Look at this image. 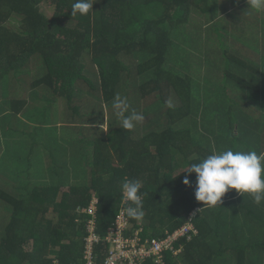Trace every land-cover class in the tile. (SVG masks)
<instances>
[{
  "label": "trees",
  "instance_id": "1",
  "mask_svg": "<svg viewBox=\"0 0 264 264\" xmlns=\"http://www.w3.org/2000/svg\"><path fill=\"white\" fill-rule=\"evenodd\" d=\"M42 1L45 0H0V81L23 69L34 71L35 65L45 67L44 76L34 81L28 77L31 100H13L11 110L20 115L40 101L38 112H55L63 117V123L70 124L60 126L67 129V134L57 135L55 141L50 137L49 126L23 124L40 128L28 133L30 141L37 133V144L57 152L61 160L47 153V157L41 155L38 159L32 142L25 138L24 142L11 135L3 140L4 147L0 142V177L21 182L16 193L0 189V200L11 208L0 244V264H54L55 259L60 264H80L86 217L79 209L87 207L93 195L99 198L98 232L104 236L120 210L125 180L140 181L141 191L148 194L143 197L144 217L139 221L130 218L133 231L143 229V238L167 237V233L180 229L196 211L193 224L198 234L191 240L183 237L175 242V248L182 251L176 256L167 253L164 264H264V203L257 205L250 194L242 196L231 189L219 205L204 204L195 198L196 174L184 172L188 171L184 170L186 167L210 154L228 149L237 151L233 144L246 138V134L237 137L233 134L234 126H229V137L225 126H220L225 132L224 143L230 147H220L216 152L210 139L203 141L202 132L196 136L191 128L182 127L195 109L193 78L170 65L180 52L174 41L175 30L203 27V32L209 29L223 32L224 28H210L212 22L220 21L213 7L225 10L221 13L228 16L238 4L245 5V0H95L93 11L87 16L74 17L71 9L75 0H53L57 11L52 19L42 12ZM193 12L208 23L193 24ZM62 18L77 21V28H66ZM14 21L18 24L14 25ZM228 38L242 47L228 48L231 45L228 39L211 33L203 39L205 43L197 54L206 72L212 73L216 64L225 61L237 69L226 72L225 78L261 95L264 31L251 46L245 42L253 35L246 41L243 37ZM244 43L249 51H239L238 48L245 47ZM194 50V46L187 50L188 55ZM86 57L95 66L100 101L105 107L113 105L123 87L137 81L139 85L134 92L138 100H152L167 108L166 126L149 130L137 139L134 129L125 131L121 124L115 125L117 116L111 119L102 113L96 122L91 114L88 121L78 123L74 116L85 117L86 108L97 95L87 80ZM211 73H206V79L216 87ZM87 87L89 91L84 94ZM205 88L211 92L207 82ZM79 92L83 95L77 105L74 98ZM218 98L212 99L216 109L221 108L217 107ZM168 100L176 101V105L168 108L165 103ZM28 142L31 155L26 157ZM256 142L262 145L258 154L264 153V137L258 136ZM10 155L19 160L30 157L28 163L32 166L22 177L12 176L4 168L2 162ZM121 164L123 169L119 170ZM35 171H43L40 174L44 176ZM31 177L45 178L31 183ZM185 177L191 186L183 183ZM29 241L31 249L26 247ZM105 250L104 243L96 247L97 264H104Z\"/></svg>",
  "mask_w": 264,
  "mask_h": 264
},
{
  "label": "rangeland",
  "instance_id": "2",
  "mask_svg": "<svg viewBox=\"0 0 264 264\" xmlns=\"http://www.w3.org/2000/svg\"><path fill=\"white\" fill-rule=\"evenodd\" d=\"M239 1L240 0H238V2ZM244 4L245 5L238 4V6L228 16H226L224 13H221L225 10H219V8L213 7L215 9V12L218 13L217 18H219L220 21L212 22L213 24L210 28H224L223 32L217 30L213 32L211 30L210 32V29L203 32V27H201V25H206V23H208L207 19L201 18L196 12H193V24L199 23L201 24V28H179L173 33L174 41L179 47L180 52L175 61L170 65L175 67V70H177V72L184 73L185 75L192 77L194 85L195 109L189 120L185 121L181 125L182 127L191 128L193 130V134L196 136H198L197 134H199V132H202L201 136H203V141H205L206 143V138L210 139L211 147L216 152L218 151V149H220V147H230V145H227L229 143H224V131L228 130L227 132H229V126H234L233 134L237 137H239L240 135L244 136L246 134V138H242L240 141L238 140V143L235 142L233 144V147H235L237 151H241L243 149V151L245 152L251 150H255L257 152L258 149L260 150L262 148L261 143H257L256 140L258 139V136L264 137V84L261 95L250 92L249 90H245L239 87L233 81L223 76L228 71L237 72L236 68L229 65L227 62L222 61V64H216V66H214L215 69L212 73L206 72V67L203 64V60L201 57H199L200 55L197 54V52L201 48V45L205 43L203 39H205L207 35L210 37V33L214 36H222L225 41H227L228 39V42L231 43L228 48L242 47L241 44L234 45L233 43H235L236 40H234L233 38H228L230 36L243 37L244 41H246L250 40V36L252 37L253 35V38L250 41L245 42L249 46L252 45V42L255 39L261 36L264 31V10L249 9L250 6L248 5L247 0H245ZM227 6H229V1ZM40 7L42 12L49 19H52L57 11V5L53 0L42 1ZM208 19L209 22H211V19L209 17ZM61 23L63 24V26L71 30H75L78 26L77 21L69 20L66 18H62ZM16 24H18V21H14V25ZM7 25L9 26V24ZM189 29L193 31L191 32ZM246 44L244 48H238L239 51H249ZM192 46H194L195 50L192 51V55H188L187 50L191 51ZM221 46H223V44ZM237 53L243 56L246 55L238 51ZM87 58L88 57H86L84 60L87 80L91 89L95 93H97V95L94 97L95 101L91 102L89 107L86 108V112H84V114H86L85 117L74 116L77 122L80 124L88 121L87 117L91 114L94 115V119L96 122L102 117V113L107 117L108 115L111 116V119L113 117H116L113 105L107 108L100 101V91L99 85L97 83V72L95 70L93 62ZM34 60L35 65L39 58ZM129 65L131 64L129 63ZM36 66L37 65H35L34 71L27 72L23 69L16 74H10L5 79L0 81V142H2V147H4L3 140L5 138L11 137V135H14L20 141L24 140L25 142L26 139L29 140V142H32V147H34L33 151H35V155L38 157V159H40L41 155L47 157V153L49 157L54 156V158L58 157V159L61 160V157L60 155L58 156L57 152L53 151L50 148H46L45 146L37 144V133H34V140L30 141V136L28 133L33 131H40V128L33 129L32 127H28L27 125L23 126V124L42 123L43 125L49 126L52 129L50 131V137L53 141H55L57 135L67 134V129L61 128L60 126L69 125L70 122L63 123V121L61 120L63 117H58L55 112H50L48 110L43 114L42 112H38L37 109L41 108L40 101L32 104L29 111L23 112L20 115H16L11 110V103L13 100H31V86L28 85V77L29 79L34 81L44 76L46 73L45 67ZM206 73L213 74L212 80L215 83L216 87H214L213 84L208 79H206ZM12 80H14L13 85L10 86ZM206 82L208 83L211 90V92L209 93L205 88ZM138 85L139 83H137V81H134L133 83H130V85H128L126 88L123 87L119 92V96H121L122 98L126 97L130 105L128 114H130L132 110H135L136 112L142 113L144 115L146 114V112H148L147 118L141 123H136L135 127L133 128L135 130L134 137L137 139L143 137L149 130L152 131L155 129H159L160 126H162L161 129L164 128L166 126L164 115L167 110L166 107L162 108L160 105H156V103L152 102V100H138L136 91L134 92V88L136 89ZM88 91V87L83 90L84 94H86ZM83 92H79L74 98V102L77 105H80L79 102L80 98L83 95ZM213 96L217 98L219 96L217 107L220 106L221 108L216 109V104H214V102L212 101ZM172 103L173 105H176V101ZM146 105L149 106L145 109ZM215 118H217V120L216 123L213 124L212 121ZM118 123L121 124L120 118L115 125H117ZM220 126H225V130L223 131L222 129H219ZM238 127H240V130H238ZM211 128L218 131L215 133L211 130ZM227 135L231 137L230 132ZM29 142L25 149L26 157L29 155V151L27 150L29 148ZM68 159L72 158L68 157ZM7 162L22 165L27 164L25 161L9 160L8 157L7 159L3 160V166H5ZM48 165L51 166L52 163H48ZM119 168V170H122L123 165L121 164ZM189 169V167H186L184 170ZM46 171L49 172L48 169ZM51 172L52 171H50V173ZM33 173L40 174L43 173V171H35ZM43 178L45 177H31L29 178V180L34 183H39ZM26 180L29 182L28 179ZM20 184V180H16V178L12 179L0 177V189L4 191L8 190L10 193H16L18 192L17 190ZM10 218L11 208L6 203L0 200V244ZM140 223L142 224V221H140ZM141 232L142 230H138L136 233L140 236ZM26 247L28 249H31V241L27 243Z\"/></svg>",
  "mask_w": 264,
  "mask_h": 264
},
{
  "label": "clouds",
  "instance_id": "3",
  "mask_svg": "<svg viewBox=\"0 0 264 264\" xmlns=\"http://www.w3.org/2000/svg\"><path fill=\"white\" fill-rule=\"evenodd\" d=\"M95 0H75L72 4L71 16L77 14L87 16L93 11ZM249 9L264 10V0H247ZM168 108H173L171 100L165 102ZM127 98L117 95L113 108L115 115L121 119V128L132 130L136 123L143 122L146 117L142 113L132 110L129 113ZM189 175L196 174L195 198L204 204L216 206L231 189L240 195L248 193L253 201L260 205L264 203V153L251 151L224 150L220 153L208 155L199 163H193L190 170L184 171ZM183 183L191 186V181L185 177ZM138 180H125L122 184V194L130 206L125 209L129 218L137 221L144 217V200L146 192L141 191Z\"/></svg>",
  "mask_w": 264,
  "mask_h": 264
},
{
  "label": "built area",
  "instance_id": "4",
  "mask_svg": "<svg viewBox=\"0 0 264 264\" xmlns=\"http://www.w3.org/2000/svg\"><path fill=\"white\" fill-rule=\"evenodd\" d=\"M99 198L93 195L87 207L79 209L80 214L86 217V237L84 239V251L80 264H97L96 247L104 243L106 258L104 264H164L167 253L174 256L182 250L175 248V242L187 237L191 240L198 234L193 224L196 211L189 215L186 223L172 234L167 233L165 238H143V229L133 231V225L127 217L125 209L130 202L122 199L120 210L109 226L106 234L102 236L98 232L97 211ZM142 230L140 236L137 231ZM54 264H60L58 260Z\"/></svg>",
  "mask_w": 264,
  "mask_h": 264
},
{
  "label": "crops",
  "instance_id": "5",
  "mask_svg": "<svg viewBox=\"0 0 264 264\" xmlns=\"http://www.w3.org/2000/svg\"><path fill=\"white\" fill-rule=\"evenodd\" d=\"M13 153H14V150H13ZM32 153V152H31ZM30 154V152H29ZM31 155V154H30ZM48 155V154H47ZM44 157V156H43ZM9 160H19L17 159L16 157L14 156H9ZM30 157L28 159H20L19 161H25L27 164L26 165H22V164H14L12 162H7L6 165L4 166V168L7 170V172L11 173L12 176H17L19 175L20 177L23 176L24 172L26 171V169H28L30 165L28 162H30ZM33 169V167H32ZM41 176H44V174H42ZM8 177V176H7ZM32 183V182H31Z\"/></svg>",
  "mask_w": 264,
  "mask_h": 264
}]
</instances>
